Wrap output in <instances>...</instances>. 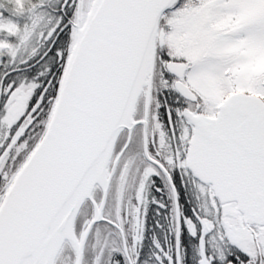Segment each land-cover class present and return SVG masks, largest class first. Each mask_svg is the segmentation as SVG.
Here are the masks:
<instances>
[{"label": "snow or ice", "instance_id": "6c2138e0", "mask_svg": "<svg viewBox=\"0 0 264 264\" xmlns=\"http://www.w3.org/2000/svg\"><path fill=\"white\" fill-rule=\"evenodd\" d=\"M0 264H264V0H0Z\"/></svg>", "mask_w": 264, "mask_h": 264}]
</instances>
